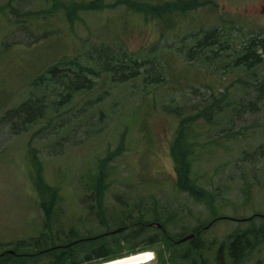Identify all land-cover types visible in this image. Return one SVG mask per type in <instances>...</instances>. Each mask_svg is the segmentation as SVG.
<instances>
[{
  "label": "rangeland",
  "instance_id": "1",
  "mask_svg": "<svg viewBox=\"0 0 264 264\" xmlns=\"http://www.w3.org/2000/svg\"><path fill=\"white\" fill-rule=\"evenodd\" d=\"M91 1L0 0V256L18 250L40 259L25 264H50L37 250L60 245L72 231L88 236L128 227V236L136 218L133 225L165 223L177 238L207 227L198 236V262L213 261L220 243L237 233H264V218L236 221L264 215V63H231L248 40L264 36V0H200L202 7L165 18L127 5L188 0H125L117 7L121 0H106L103 9L82 7L75 17L61 7ZM215 28L219 44L193 55L199 34ZM60 64L85 69L84 76L94 71L87 83L93 89L68 93L46 74L38 82ZM106 64L137 77L120 82L101 72ZM29 100L51 107L47 116L11 129L6 110ZM185 121L199 125L190 157L192 178L207 192L203 201L175 188L172 144ZM39 173L55 199L50 219ZM219 218L230 220L208 227ZM135 250L152 252L150 264H173L163 242ZM245 264H264V243Z\"/></svg>",
  "mask_w": 264,
  "mask_h": 264
},
{
  "label": "trees",
  "instance_id": "2",
  "mask_svg": "<svg viewBox=\"0 0 264 264\" xmlns=\"http://www.w3.org/2000/svg\"><path fill=\"white\" fill-rule=\"evenodd\" d=\"M101 1L102 0H94L80 7L75 5H61V7L66 13L72 15L75 14L78 9L81 10L82 7H84V9H88L89 11L101 10L106 6V0H103L102 3ZM126 2L127 1L125 0H121L113 6L117 7L121 4H126ZM127 6L136 12H145L146 8L148 16V12H151L156 17L165 18L167 15L172 14L173 11L187 13L191 10H196L202 7V4L200 0H188L166 3L162 6H153L151 4H146V6H144L142 3L132 2ZM150 6L152 7L150 8ZM76 15L77 14H75L74 17ZM198 37L200 38L196 48L191 49L193 55L200 53L201 50L214 48L216 44H219L220 40L222 39V31L219 28H215L205 33L199 34ZM99 54L107 55L110 53H103L102 51H99ZM231 63L235 69H253L261 66L264 63V36L261 38H253L248 40V42L242 46L241 51L232 57ZM67 67V64H60L59 66L47 68L42 75L38 76V82L42 81L43 78L41 77L46 74L50 76L51 82L55 81L56 85L65 87L68 93H79L83 90L93 89L92 86H87V83H89V79L92 77V73H94V71L90 70V73L88 74L90 76L88 77V75L84 76L82 74L86 71L85 69H82L81 72L76 73L71 68ZM111 67L112 64H106L101 72L107 71L112 75H119L120 82L132 80L133 78L137 77L135 75L128 77L127 79L126 76L122 74L123 71H121V69ZM136 70H140V68H136ZM49 108L51 107L45 108L44 110L38 100H29L22 104L20 108L6 110L3 121L10 124L11 129L13 130L18 129L20 126L22 127L21 130H26L29 128L28 126L30 124L36 123L41 118H45L47 116V109ZM21 113L25 114L23 121ZM19 122L21 123L20 125L18 124ZM186 122L187 121H185L183 124L180 122V129L177 131V137H180L181 140L177 141L176 138L175 142L172 144L173 149L171 154L173 155L175 161V173L177 175L175 188L179 191L190 194L198 201H203L204 197L207 195V192L197 184L196 180L192 178L191 169L193 159L190 157L191 147L196 143L194 138L195 135H193L192 132H198L199 125L190 126L186 125ZM188 136H190L189 143H187ZM190 159H192V161H190ZM38 178L39 180H43L40 173L37 177V181H39ZM98 181L103 182L100 176ZM37 187L43 197L42 209L44 210L46 217L50 219L52 212L54 211L55 199L53 192H51L50 186L44 184L42 181L38 182ZM102 187V191L98 193L99 199L102 196V192H104L103 190H105V186ZM47 198L48 201H46ZM99 204H101L100 201ZM97 214L100 215V210L97 211ZM128 217L132 218L133 216L130 214ZM136 221L137 218L131 223V226L133 227L130 230H134V232H131V234L128 236H122V233L108 234L109 232L81 236L80 234L72 231L63 243H60V245L54 244L51 247L40 248L37 250L40 252L36 255L43 256V259L46 257L45 260L50 264H101L129 255L132 256V254L137 255L136 253L144 252V250L136 251L135 249H140L142 247L163 242L169 248V251L173 250V256L171 258V262L173 264H245L256 251V249H258L264 243L263 232L257 231L256 235L252 236L250 235L251 233H237L235 234L234 238H229L227 241L220 243L213 261L210 259H202L200 262H198L199 257L203 256L201 252L203 246L198 243V236L200 233H202V231L207 229V227L197 232H191L195 234V237L194 239L188 241V250L181 252L178 250V248L188 242L178 243V241L186 235L178 238L171 236V234L167 232V229L165 228V223H163V225L160 222H145L143 220V224L138 223L133 225ZM152 223L162 224L163 229H158L157 227L151 226ZM150 227L161 231L159 234L155 233L151 236H148V233L151 232V230H149ZM127 246L131 248V251L127 255H124L123 252ZM9 251H6L0 256V264H25L24 261L26 260H40L38 258H24L26 254H22L18 250H14L15 254H11ZM191 254L193 255V258L191 257ZM174 257H179V259L182 261H176Z\"/></svg>",
  "mask_w": 264,
  "mask_h": 264
},
{
  "label": "bare ground",
  "instance_id": "3",
  "mask_svg": "<svg viewBox=\"0 0 264 264\" xmlns=\"http://www.w3.org/2000/svg\"><path fill=\"white\" fill-rule=\"evenodd\" d=\"M145 252V253H144ZM139 252L136 253L137 255H129L131 257L126 256L127 258L123 259V258H119L120 260L118 262L112 260L109 262H105L106 264H150L151 262L154 261L155 257L154 254L152 252ZM118 260V259H116ZM115 262V263H114ZM105 263H101V264H105Z\"/></svg>",
  "mask_w": 264,
  "mask_h": 264
},
{
  "label": "water",
  "instance_id": "4",
  "mask_svg": "<svg viewBox=\"0 0 264 264\" xmlns=\"http://www.w3.org/2000/svg\"><path fill=\"white\" fill-rule=\"evenodd\" d=\"M255 217L257 216H253L251 218H248V219H241V220H236V221H239V222H246V221H251L253 220ZM259 217H262L264 218V215H259ZM221 219H227V220H230V218H219V219H215L210 225L209 227H211L213 225V223H215L217 220H221ZM151 226H154V227H157L158 229H163V225L160 224V223H152ZM128 227H121V228H118L112 232H109L108 234H119V233H122L124 231L127 230ZM195 237V234L194 233H190L188 235H186L185 237H183L181 240L178 241V243H185V242H188L192 239H194ZM9 253L11 254H15L14 251H9Z\"/></svg>",
  "mask_w": 264,
  "mask_h": 264
},
{
  "label": "flooded vegetation",
  "instance_id": "5",
  "mask_svg": "<svg viewBox=\"0 0 264 264\" xmlns=\"http://www.w3.org/2000/svg\"><path fill=\"white\" fill-rule=\"evenodd\" d=\"M261 13H264V7L262 8V12Z\"/></svg>",
  "mask_w": 264,
  "mask_h": 264
}]
</instances>
